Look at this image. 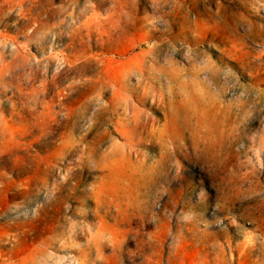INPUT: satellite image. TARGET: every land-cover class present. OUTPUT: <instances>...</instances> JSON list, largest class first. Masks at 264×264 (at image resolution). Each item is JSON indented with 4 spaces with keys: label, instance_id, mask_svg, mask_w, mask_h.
<instances>
[{
    "label": "rangeland",
    "instance_id": "1",
    "mask_svg": "<svg viewBox=\"0 0 264 264\" xmlns=\"http://www.w3.org/2000/svg\"><path fill=\"white\" fill-rule=\"evenodd\" d=\"M0 264H264V0H0Z\"/></svg>",
    "mask_w": 264,
    "mask_h": 264
}]
</instances>
